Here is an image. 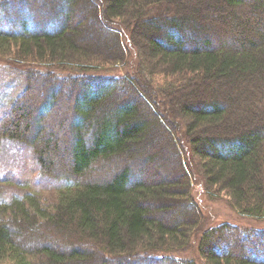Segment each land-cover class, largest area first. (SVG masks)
Wrapping results in <instances>:
<instances>
[{
  "label": "trees",
  "instance_id": "1",
  "mask_svg": "<svg viewBox=\"0 0 264 264\" xmlns=\"http://www.w3.org/2000/svg\"><path fill=\"white\" fill-rule=\"evenodd\" d=\"M188 1L0 0L17 21L0 35V51L9 46L3 52L14 48L20 60L83 66L56 77L27 72L25 88L34 84L42 97L33 106L21 95L2 119L0 146L26 138L41 172L66 183L50 211L30 191L5 193L0 181V264H91L94 255L102 264H264V239L258 248L229 224L203 232L200 260L190 252L204 216L191 178L224 191L241 213L264 218V0ZM131 50L140 76L85 70L124 63ZM157 73L171 79L164 91L145 82ZM63 93L75 104L71 165L56 172L48 155L56 139L44 138L43 124ZM21 104L32 113L15 118ZM35 112L36 133L28 137ZM180 124L188 167L170 133ZM159 130L169 146L154 142ZM111 159L123 163L108 179H88ZM153 163L161 177L149 180L151 168L143 167Z\"/></svg>",
  "mask_w": 264,
  "mask_h": 264
},
{
  "label": "rangeland",
  "instance_id": "2",
  "mask_svg": "<svg viewBox=\"0 0 264 264\" xmlns=\"http://www.w3.org/2000/svg\"><path fill=\"white\" fill-rule=\"evenodd\" d=\"M188 1V0H187ZM197 0H191L194 2ZM188 1V4L191 3ZM37 3V2H35ZM192 4V3H191ZM18 12V11H17ZM15 16V12L8 13L6 9L0 7V35L1 34H9L17 29V21L16 19H10ZM123 40L125 48H130L131 45L127 36L123 33ZM6 51H9L8 48H3ZM127 49V48H126ZM3 50V51H4ZM130 50V49H129ZM0 51V124L2 119H6L5 117L9 114V110L13 103H15L21 95H25L29 97L25 99L27 104L30 103L34 106V98L42 97L41 88L33 86L34 88L31 92L25 88L26 87V73L27 72H44L48 74H54L56 76H65L66 74H76L81 73L82 71L78 68H82L83 66H77L74 64H47V63H36L33 61H24L17 59L15 57L14 48L9 52ZM6 53V54H5ZM136 52L131 50L129 52L127 59L124 63L119 64H111V63H100L92 66H88L85 70H99L103 71V74H108L106 76L112 77L114 76H127L134 75L140 76L142 73V65L140 64V60L136 58ZM78 71V72H77ZM148 77L145 82L147 84H151L152 88L157 89V91H164V85L166 82L171 81V79L165 78L161 74L145 75ZM151 82V83H150ZM30 88V87H29ZM25 89V90H24ZM36 90V91H35ZM40 90V91H37ZM48 94V92L46 93ZM28 95V96H27ZM34 96V97H33ZM72 97L69 94L63 93V97L59 98L58 105L51 112L50 116L45 120L44 126V138H48L49 134L52 133L55 136V144L52 146V149L49 151L51 160L56 164V172L57 170L65 171V167L67 165H71V121L70 115L72 113L75 104L71 106V102H68ZM156 99L157 103H162V101ZM71 101V100H70ZM70 104V105H69ZM21 111H18L15 115V118L20 117L23 113L29 112L32 113L31 110L22 109L23 106H19ZM18 107V108H19ZM22 107V108H21ZM19 109V110H20ZM26 110V111H25ZM20 114V115H19ZM32 115V116H31ZM38 116V112L34 114H30L31 128L28 131V137L34 136L36 133V117ZM145 117L147 115H144ZM150 116V115H148ZM18 117V118H19ZM14 118V119H15ZM182 124V123H181ZM179 125L177 130L170 129V133L172 134V139L178 142L182 152H186V167H188V162L192 161L191 155L187 151V141H189L183 131L181 129L182 125ZM49 125V127H48ZM62 128V129H61ZM22 130V128H21ZM156 131V135H161V140L158 137H154V142L158 147L163 145L169 146V140L166 137V134L159 130ZM152 135V134H151ZM149 133V136H151ZM16 140H4V143L0 146V181L4 182L5 185V193L8 191L13 196H23L26 193H33L36 198L39 200L40 206L47 208L52 211L54 205L57 203L58 193L65 186V181L60 179H55L52 175L43 174L38 166L37 156L34 151L30 148V143H25L20 139ZM44 139H42L43 141ZM7 141V142H6ZM25 141V140H24ZM184 154V153H183ZM46 155V154H45ZM43 156V155H42ZM48 157V156H47ZM185 157V154H184ZM191 157V158H189ZM45 158V157H44ZM195 162L193 163L195 166L197 164L196 158H194ZM199 161V160H198ZM122 164L123 161H119L118 159L110 160V167L104 168L100 163L96 165L95 171L91 172L88 179L92 180H104L108 179L111 168L119 164ZM196 163V164H195ZM141 164V161L137 163L138 167ZM157 166L158 163H153L149 165H145L143 169H150V179L160 178L159 173H155V169L152 167ZM107 166V165H106ZM163 167V165H160ZM200 169V166L197 165ZM55 172V171H51ZM149 172V170H148ZM1 182V183H2ZM192 186H194V197L198 202L199 206L203 212L202 225L198 230L194 233L192 238V247H191V255L198 261L200 260V256L198 255V241L201 239V236L205 230L213 226H220L224 224H229L231 226H236L241 230H244L243 238H247L248 234L251 235V239L253 243H260V240L264 239V235L261 236V233L264 234V218H257L250 215H245L241 213V211L236 207L233 203L232 199L227 195L224 191L218 190L216 188H211L210 192L205 190L202 182L197 183L193 178H191ZM30 191V192H28ZM230 232H225L222 237L226 239L229 237ZM24 239L28 240V237L25 236ZM223 238L221 240H224ZM264 241V240H263ZM257 245V244H256ZM60 247V246H59ZM258 248H261V245H257ZM219 248H223V244L219 245ZM258 253H261L258 251ZM94 258L91 261V264H102L104 259L98 257V255H94ZM176 258H178L175 255ZM200 264H205L201 262Z\"/></svg>",
  "mask_w": 264,
  "mask_h": 264
}]
</instances>
